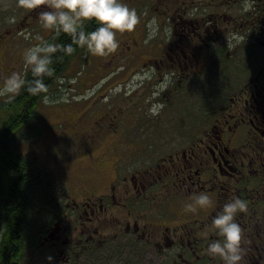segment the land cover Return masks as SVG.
Instances as JSON below:
<instances>
[{"label":"flooded vegetation","instance_id":"flooded-vegetation-1","mask_svg":"<svg viewBox=\"0 0 264 264\" xmlns=\"http://www.w3.org/2000/svg\"><path fill=\"white\" fill-rule=\"evenodd\" d=\"M236 1L238 0H221V3L209 4L215 7L220 3L223 8H227L228 12H212V17H223V21L229 17L227 23L231 29L228 30L233 41L230 40L222 47H216L219 43H215V51L205 49L195 53L196 45L188 36L181 42L182 47L176 45L178 52L169 50L168 57L171 62H175V67H181L183 62L188 64L187 59L193 67L190 58L209 51L211 55L217 56L214 66L209 68L210 72L223 66V74L227 73L229 78L232 74L228 69L235 67L231 59L238 51L254 48L264 51V0H241L242 8L239 11L233 9ZM246 2L251 11L243 9ZM33 16L34 13L29 15ZM198 21L200 20L182 16L179 24L190 25L188 34L192 38L201 39ZM243 21L241 27L240 23ZM210 23L215 32L220 35L224 33L217 20L213 19ZM204 33V29L203 33L200 31V34ZM16 36L14 34L8 38L5 31L0 34V84L11 72L21 70L22 58L15 57L12 46L8 45ZM232 50L233 53L229 55ZM93 59L97 61L100 57L94 56ZM154 61L158 69L162 67L159 65V62H163L162 59ZM103 66L101 64L100 70ZM248 80H254L255 85L251 89L250 100L244 101V110L236 109L233 115L224 117V122L216 118L218 116L205 115L206 130L203 128L193 139L194 144L200 142L203 147L198 149L190 146L188 151L184 148L179 153L174 148L167 150L168 147L163 144L152 146L151 153L167 150V154H161L144 172H132L131 164L126 165L127 163L117 158L119 153L116 149L119 147L109 144L110 140L119 136H129L126 134L127 129H124L125 125H121V121L124 122L121 105L116 103L117 106H112L111 103L108 105L97 99L92 100L74 121V127L77 128L74 132L84 137L80 156L75 159L72 168L68 169L63 165V171L71 172L78 167L79 174L89 172L88 181L101 171L96 178V186L89 189L91 183H88L86 176H82L86 179L85 182L80 184L76 181L71 185L70 191L60 189L63 193L57 191V195L53 192L51 182H48L51 185L49 192L39 197H48V203L52 199L61 203H57L56 211L46 210L49 215H45L41 227L31 237L32 247L20 245L24 258L29 250L33 251L37 261L38 253H43L44 262L48 264H89L98 253L107 250L106 260L114 259L116 264L126 260L128 264H138L134 256L155 253L162 256L159 264H223L219 257H213L207 252L209 242L219 238L216 230L211 227L212 217L227 200L240 197L248 203V210L237 217L244 229L245 264H264V62L234 88H242ZM146 89L147 86L140 88L134 94L138 92L140 98L146 100L154 93L147 94ZM7 102L5 97H0V108L3 105L6 108ZM234 102L232 98L231 101L225 99L221 103L229 107ZM93 110L95 112L92 113ZM110 112H113V116ZM4 113L5 110L0 111V122L5 119ZM32 120L38 123L36 117ZM37 128L29 129L24 140L33 139V143L34 139H38L40 132ZM5 136V131H0V161L8 160L5 164L0 162V171L5 166L17 167L22 175L18 179H30L31 187L39 184L40 171L33 166L34 160H29L26 151L6 147ZM14 138L15 143H18L16 136ZM124 145L132 150V154L147 152L144 145H137L134 141ZM5 152L10 155L6 156ZM18 184L15 181L5 184L0 172V215L4 218L5 227L8 225L10 211L22 212L23 197L27 204V198L32 195ZM201 191L211 195L212 205L196 212L186 210L185 204L191 202L193 195ZM166 197L169 202L162 206ZM65 198L67 202L73 200L74 204L68 208L63 204ZM29 211H26V215ZM122 213H126L124 217ZM69 214L71 220H64ZM63 221L66 223L62 224ZM97 222L99 223L96 224ZM89 224L91 226L88 228ZM80 228L83 233L90 232L89 236L83 237ZM139 244L147 246L144 248ZM155 249L157 252H154ZM58 252L62 262L56 255ZM49 256L54 259L49 261ZM105 258L97 264H104Z\"/></svg>","mask_w":264,"mask_h":264},{"label":"rangeland","instance_id":"rangeland-1","mask_svg":"<svg viewBox=\"0 0 264 264\" xmlns=\"http://www.w3.org/2000/svg\"><path fill=\"white\" fill-rule=\"evenodd\" d=\"M220 1L124 0L130 7L136 8L140 14V23L135 30L118 34L117 38L120 40V46L115 52L110 53V56L100 57L97 61L92 56L91 58L84 56V61L80 67L79 59H76L68 71L63 74V77L53 85L49 93L53 102L45 103L43 100L40 103L37 109L38 115L36 116L38 123L33 120L27 125L25 124L26 126H22L15 134L18 143H15V136L13 137L14 148L28 152L29 160H34L33 166L39 169L41 182H51L52 189L54 188L53 192L58 195V193H63V189L68 192L71 185L76 181L80 184L86 181L82 176L87 177L88 171L79 174L78 167H76L77 170L66 173L63 171V165L68 169L72 168L75 159L80 156V148L84 137L74 132L77 129L74 127V121L94 99L99 100L102 104L109 105L111 103L112 106H117L116 103H118L121 105L124 113V122L121 121V125H125L124 129H127L126 134L129 136H119L117 139L110 140L109 144L113 147H119L116 149L119 153L117 158L127 163L126 165L131 164L132 172H144L156 162L161 154H167L166 151L170 148L177 149L181 153L184 148L188 151L190 146V148L195 147L198 149H200V146L203 147L204 145L200 142L194 144L193 139L197 137V133L203 128V130H206L205 115L218 116L216 118H220L224 122V117L233 115L236 109L238 111L244 110V101L246 99L250 100L251 89L254 87L255 81L248 80L240 89L234 87L239 86L264 62V51L262 49L254 48L238 51L235 57L231 59L235 67L228 69V72L232 74L229 78L227 73L223 74V66L210 72L209 68L214 66L213 63L217 56L211 55L209 51H205L200 56L193 55L190 58L193 67H191L189 59H187L188 64L183 62L181 67H175V62H171L168 57L169 50L173 49L178 52L179 50L175 49L176 45L182 47L181 42L185 41L188 36L190 41L196 45L195 53L197 51L203 52L205 49L214 50L215 43H219L216 47H222L227 45L230 40L233 41L231 32L228 30L231 29L227 23L230 20L229 17H226L224 21L222 20L223 17H212V12H217V14L228 12L226 7L223 8L220 5ZM240 1H236L233 6L235 11L242 8ZM249 1L251 0H247V2ZM210 2L220 3L214 7L209 6ZM247 2L243 9L248 8V11H251L252 9H249ZM42 10H44V6L36 10H24L16 6V0H0V23L6 26L0 24V34L5 31V36H8V38L17 34L15 40H10L8 45L12 46L15 57L22 58V67L19 71L23 74L31 70L25 68L24 50L40 43V37L55 42L54 32L43 28L39 23V12ZM32 13H34L33 18L29 17ZM13 14L16 16V22L9 23L6 18ZM153 16H156L159 20V34L146 43L145 40L149 31L148 21ZM182 16L201 21H198L201 27V30H199L201 39L199 37L192 38L188 34V29L191 28L190 25L179 24ZM213 19L217 20L219 27L224 29V33L221 35L218 34L219 32H215L211 26L210 22ZM243 24L244 21L240 23L241 27ZM203 29L205 33L202 35L200 31L203 33ZM28 33L31 35L26 39L25 34ZM201 41L205 42L202 44ZM2 44H4L3 41ZM186 44H189V42ZM205 46H208V48ZM235 48L238 49L237 46ZM231 53H233V50L230 51L229 55ZM150 59L152 61H149ZM155 59L163 60V62H159V65L162 66L159 69L155 66ZM101 64L104 65L102 70H100ZM145 86H147V94L159 91L160 95H151L144 100V98H140L138 92L134 94L135 91ZM77 96L83 98L74 99ZM232 98L235 102L233 105L230 104L229 107L221 103L225 99L231 101ZM157 101L163 102L164 107L158 115H153L149 112V108ZM4 110L5 106L3 105L0 111ZM93 112L95 111L93 110ZM110 113L113 116V112ZM36 128L41 136L38 134V139H34L33 143V139L24 140L27 131ZM21 139L22 141H20ZM132 141L137 145H144L147 152L132 154V150L124 145L131 144ZM159 144H163L168 149L163 152L155 151V148L153 150L155 153H151L152 146L157 147ZM81 164L85 165V162ZM100 173L101 171L90 181L87 177L88 183H91L88 186L89 189L96 186V178ZM90 177L91 174H89ZM48 187L50 188L51 185ZM29 189H31L30 194H32L29 197V207L34 209L28 210L26 221L28 227L32 229L36 227L37 230L41 227V221L45 218L42 215L43 212L45 211L46 215H49L47 209L56 211L57 203H61V201L52 199L49 203L47 202L48 206H46L43 203L46 197L43 200L39 198L43 193H46L43 185L39 183L32 187L28 186L26 190L29 191ZM60 189L62 191H59ZM57 191L59 192L57 193ZM168 202L169 199L166 197L162 206ZM63 204L69 208V205L74 204V201L69 200L67 202L65 198ZM41 211L42 214H39ZM125 214L122 213V217ZM66 219L71 220L70 214L64 217V220ZM65 223V221L62 222V224ZM4 226L5 222L2 217L0 229ZM90 226L91 224L87 227ZM30 228H27V238L32 236L29 231ZM80 232L83 237L90 234V232L83 233L81 228ZM139 246L146 248L147 245L139 244ZM154 248L159 249L156 246ZM156 249L154 252H157ZM56 255L59 261L62 262L59 252ZM105 256H107V250L98 253L89 264H97ZM96 257L99 258L96 259ZM134 257L138 264H159L162 261V256L158 253ZM44 258V254L39 252L37 261L33 251L28 250L24 258V264H48L44 262ZM104 264L116 263L114 259L110 261V259L106 260L105 258ZM117 264H128V260Z\"/></svg>","mask_w":264,"mask_h":264},{"label":"clouds","instance_id":"clouds-1","mask_svg":"<svg viewBox=\"0 0 264 264\" xmlns=\"http://www.w3.org/2000/svg\"><path fill=\"white\" fill-rule=\"evenodd\" d=\"M16 6L24 10H36L44 6V10L39 12V23L43 28L52 30L57 37L69 35L71 42L58 43L40 37V43L26 48L23 53L24 65L26 69H31L33 78L28 79L20 71H13L6 76L0 84V97H5L9 102L15 101L22 91L33 96L43 93L45 103L53 102L44 78L55 73L56 60L62 61L65 56L73 54L77 46L85 48L94 56H107L119 48L118 34L133 32L141 19L137 9L130 7L124 0H16ZM6 19L9 23L16 22L14 14ZM92 22L96 27L88 30L86 25ZM147 27L146 43L159 34L158 18L153 16ZM30 35L25 34V38ZM58 52L62 55L57 56ZM159 95V91L153 93V96ZM82 98L74 97L76 100ZM163 107V102L157 101L150 106L149 112L158 115ZM212 203L211 195L201 191L193 195L191 202L185 204V209L196 212L208 208ZM247 210V201L234 197L227 200L212 217L211 227L219 238L209 242L207 252L219 257L223 264H245L244 229L237 217ZM53 259L52 256L48 257L49 261Z\"/></svg>","mask_w":264,"mask_h":264},{"label":"trees","instance_id":"trees-1","mask_svg":"<svg viewBox=\"0 0 264 264\" xmlns=\"http://www.w3.org/2000/svg\"><path fill=\"white\" fill-rule=\"evenodd\" d=\"M88 30H92L96 27L94 22L86 25ZM55 42L69 43L71 42V37L67 34H61L59 37H56ZM90 54L85 48H81L77 46L76 51L70 56H65V58L60 61L56 60L54 62L55 73L52 76H46L45 82L49 86V93L57 80L63 77V74L66 73L70 66H72L76 59H79V67L84 61V56H89ZM57 56L62 55V53H57ZM28 79H32L31 70L26 73ZM48 93V94H49ZM43 93L33 96L27 91H22L16 98L15 101H11L7 103L4 113V120L0 122V131H5V146L8 148H12L13 146V137L16 132L25 124L32 122L31 119L37 115V109L40 103L43 101ZM6 116V117H5ZM25 125V126H26ZM14 152V150H12ZM6 156H9L10 153L5 152ZM5 162L1 159V163L5 164ZM1 174H3L4 183L9 185L11 182L15 181L16 184L19 183V187L25 189L31 183L30 179L26 180L25 178L18 179L22 175L19 172L17 167L5 166L1 169ZM31 186V185H29ZM15 188V186H13ZM28 191V190H27ZM30 192V191H28ZM40 200H43L44 197H39ZM46 199L43 200V203L48 206ZM27 204H25V200L23 197V210L20 213H16L15 210L10 211L8 214V225L0 229V264H22L24 259V254L21 252L20 245L32 247V238H27V228L29 225L27 224L26 211L31 210L29 207V198L26 200ZM8 207V206H6ZM34 208H32L33 210ZM42 214V211L39 213ZM42 215H46L44 211ZM43 218V216H42ZM2 219L0 215V220ZM36 227L29 229L34 235V231Z\"/></svg>","mask_w":264,"mask_h":264}]
</instances>
